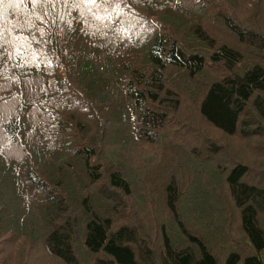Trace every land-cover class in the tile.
I'll return each instance as SVG.
<instances>
[{"label":"trees","instance_id":"16d2710c","mask_svg":"<svg viewBox=\"0 0 264 264\" xmlns=\"http://www.w3.org/2000/svg\"><path fill=\"white\" fill-rule=\"evenodd\" d=\"M220 3L0 0L1 254L26 237L22 264L37 244L60 264H264V186L245 165L197 162L213 145L193 126L200 147L178 146L181 93L229 136L264 133V17L236 25ZM150 152L183 158L169 172ZM236 213L255 255L218 248Z\"/></svg>","mask_w":264,"mask_h":264},{"label":"rangeland","instance_id":"374dc122","mask_svg":"<svg viewBox=\"0 0 264 264\" xmlns=\"http://www.w3.org/2000/svg\"><path fill=\"white\" fill-rule=\"evenodd\" d=\"M215 2L220 3L223 5V10L231 17H229L234 24L238 25L240 21H242L241 16L244 19L251 18L254 14L262 15L261 21L264 17V0H261L259 6H256L258 4H255L256 0H213ZM260 1V0H258ZM210 12L209 15L215 14V11L217 10V6L214 4H209ZM257 7V9H256ZM256 9V10H255ZM255 11V12H254ZM257 12V13H256ZM217 14H219L217 12ZM236 20V21H235ZM217 22L221 24V19H217ZM238 22V23H237ZM230 37H233L232 35H228ZM224 39V38H223ZM229 40V38H225ZM235 42V41H234ZM169 82L167 83V89H171V91L176 93V88L173 87V81L174 77L170 74L168 76ZM162 96L164 97V93H162ZM180 98V105L177 110L179 119L188 124L185 127V133H182L180 135V138L185 137V134H187L186 138H183L178 146L185 147L187 144L191 147V149L195 147H200V140L201 136L197 132H191L193 126L196 130L202 132L204 136L211 142L213 145V150H210V148L206 147V150L204 148H200V151L202 154H204V157L199 156V159H196L197 162H203L207 163L209 166V171L213 174V169L217 167V165L221 162L223 164V168L227 169L232 168L234 165H245L248 167V180L251 182H257L260 183L262 186H264V133L263 134H257L256 136H248V134L245 135L244 132H242L241 129L238 130L237 134L234 136H229L211 124L207 122L205 118L200 113L199 108V101H195V99L184 95L181 93ZM174 114V113H173ZM175 115V114H174ZM176 116V115H175ZM177 117V116H176ZM191 130V131H190ZM166 134L172 132L170 130L165 131ZM192 134V135H191ZM170 149V148H169ZM215 152H221L220 155H218V159L216 161L205 158L206 154H212L214 155ZM179 153L173 154H161V153H154L150 152L148 155L154 156L158 160L163 161L162 164H167L170 167L169 172H172L175 170V166L177 162L183 158V156H178ZM219 154V153H218ZM175 163V164H174ZM223 177L220 174L213 176L215 179H220ZM225 180V178H223ZM247 180V181H248ZM248 181V182H249ZM250 183V182H249ZM225 185V183H223ZM157 188L162 192V183H158ZM137 199L129 200V205H127V208H133L141 209V204L144 202V197L140 192H137ZM157 196L153 198L150 201H146V209L148 211L153 212L155 204H161L162 201L165 199L164 196ZM154 202V205L152 203ZM163 208V207H162ZM162 210V209H161ZM142 219H144L146 222H144L145 227H149L151 225V221L154 220V216L151 213H143V212H137ZM263 224H264V214L260 212ZM229 221V219H228ZM228 224H223V230L220 234L217 235V240L220 242L218 245V248L225 247L227 249H230L229 252H237L240 254V256L246 257L250 254H256L253 249L249 248L248 239L245 240L241 229H240V223L238 219L237 213L234 217H232V231L229 230ZM20 242V240L17 241H9L5 243V249H7L6 254L0 253V260L1 257L4 255H9L8 259H5V262H1L0 264H22L23 257L28 253V250L31 249V244L29 242V239L25 237V240H23V243L19 249L16 250L17 244ZM224 244V245H223ZM16 250V253L14 254L11 251ZM23 251V252H19ZM11 252V253H10ZM229 252L224 253V255H228ZM262 257L264 260V251L262 253ZM221 259V262H223V259ZM264 262V261H263ZM24 263V262H23ZM28 264H60L54 259H52L44 250V248L37 244L36 248L33 250L32 255L28 261ZM223 264V263H221Z\"/></svg>","mask_w":264,"mask_h":264},{"label":"snow or ice","instance_id":"6c2138e0","mask_svg":"<svg viewBox=\"0 0 264 264\" xmlns=\"http://www.w3.org/2000/svg\"><path fill=\"white\" fill-rule=\"evenodd\" d=\"M32 4H38V3H51L53 6L56 3H60V2H64L67 3L68 0H31ZM112 2V0H79V3H83V4H88V5H93V6H97L99 7L101 4L104 6L105 8V12H107V7L108 5ZM99 18V17H97ZM17 54L19 55H23V49H16ZM38 60V57H37Z\"/></svg>","mask_w":264,"mask_h":264}]
</instances>
